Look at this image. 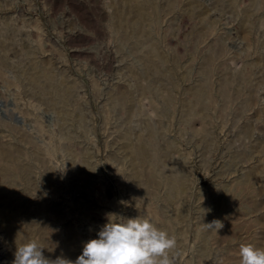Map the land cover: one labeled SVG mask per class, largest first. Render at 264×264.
I'll use <instances>...</instances> for the list:
<instances>
[{
	"label": "rangeland",
	"instance_id": "rangeland-1",
	"mask_svg": "<svg viewBox=\"0 0 264 264\" xmlns=\"http://www.w3.org/2000/svg\"><path fill=\"white\" fill-rule=\"evenodd\" d=\"M109 213L176 264L264 249V0H0V264L75 260Z\"/></svg>",
	"mask_w": 264,
	"mask_h": 264
},
{
	"label": "clouds",
	"instance_id": "clouds-1",
	"mask_svg": "<svg viewBox=\"0 0 264 264\" xmlns=\"http://www.w3.org/2000/svg\"><path fill=\"white\" fill-rule=\"evenodd\" d=\"M210 211V209H209ZM118 219H110V217ZM107 223L88 240L82 253L71 260L63 255L46 257L36 240L16 248L12 264H176L177 238L159 229L148 217L127 218L107 214ZM220 220L206 224L217 232L223 228ZM171 253V255H170ZM240 264H264V249L251 243L240 247Z\"/></svg>",
	"mask_w": 264,
	"mask_h": 264
},
{
	"label": "bare ground",
	"instance_id": "bare-ground-1",
	"mask_svg": "<svg viewBox=\"0 0 264 264\" xmlns=\"http://www.w3.org/2000/svg\"><path fill=\"white\" fill-rule=\"evenodd\" d=\"M142 2H143V1H142ZM143 5H144V4H143ZM149 5H150V4H149ZM143 8H144V7H143ZM145 9H146V8H145ZM150 11H151V10H150ZM151 12H152V11H151ZM140 13H142V12H140ZM137 14H138V13H137ZM154 14H155V13H154ZM145 15H146V13H145ZM139 16H140V14H139ZM150 16H151V15H150ZM152 16H153V15H152ZM143 17H144V16H143ZM145 18H146V17H144V19H145ZM140 20H142V18H141ZM145 20H146V19H145ZM151 20H152V19H151ZM138 21H139V20H138ZM138 21H137V22H138ZM139 22H140V21H139ZM139 22H138V23H139ZM142 22H143V21H142ZM135 23H136V22H135ZM139 24H140V23H139ZM135 25H136V24H135ZM135 25H134V26H135ZM141 25H142V24H141ZM138 26H139V25H138ZM140 27H141V26H140ZM141 28H142V27H141ZM132 30H133V29H132ZM140 31H141V29H140ZM141 32H142V31H141ZM127 35H128V34H127ZM125 37H127V36H125ZM128 38H129V37H128ZM7 110H8V109H7ZM10 111H12V110H10ZM11 113H12V112H11ZM11 113H10V114H11ZM13 115H14V114H13ZM13 115H11V116H13ZM24 163H25V162H24ZM21 164H22V163H21ZM25 165H26V164H25ZM27 166H28V165H27ZM27 166H26V167H27ZM22 167H23V166H22ZM11 168H12V167H11ZM19 168H20V167H19ZM28 168H29V167H28ZM29 169H30V168H29ZM22 170H23V168H22ZM22 170H21V171H22ZM4 172H8V170H7V171H4ZM19 173H20V172H19ZM3 174H4V173H3ZM17 176H18V174H17ZM2 177H3V176H2ZM3 178H4V177H3ZM5 178H6V176H5ZM16 178H17V177H16ZM18 178H19V176H18ZM4 181H5V180H4ZM14 189H15V187H14ZM13 192H14V191H13ZM28 197H29V196H28ZM32 200H33V199H32ZM31 202H32V201H31ZM7 203H8V202H7ZM12 203H13V202H12ZM10 208H11V207H10ZM9 210H10V209H9ZM43 211H44V210H43ZM15 215H16V214H15ZM14 217H15V216H14ZM16 218H17V217H16ZM18 219H21V218H18ZM22 219H23V218H22ZM15 221H16V220H15ZM20 221H21V220H20ZM30 222H31V221H30ZM17 224H18V223H17ZM38 224H39V223H38ZM42 225H43V224H42ZM17 226H18V225H16V227H17ZM19 226H20V225H19ZM33 226H34V225H33ZM22 227H23V226H22ZM36 227H37V226H36ZM44 227H45V226H44ZM29 228H30V226H29ZM20 229H21V228H20ZM22 229H23V228H22ZM36 229H37V228H36ZM12 230H13V227H12ZM44 230H45V229H44ZM27 231H28V230H27ZM41 231H42V230H41ZM47 231H48V230H47ZM44 232H45V231H44ZM5 233H6V232H5ZM10 233H11V232H10ZM10 233H9V234H10ZM14 233H15V232H14ZM14 233H13V234H14ZM24 233H25V232H24ZM26 234H27V233H26ZM42 235H43V234H42ZM22 236H23V235H22ZM26 236H27V235H26ZM15 237H16V236H15ZM19 238H20V237H19ZM24 238H25V237H24ZM28 238H29V237H28ZM20 239H21V238H20ZM7 240H8V239H7ZM3 241H4V240H3ZM17 241H18V240H17ZM17 241H16V242H17ZM27 241H28V240H27ZM25 242H26V240H25ZM21 243H22V242H21ZM11 244H12V243H11ZM18 245H19V244H18ZM21 245H22V244H20V246H21ZM43 246H44V245H43ZM45 246H46V245H45ZM45 246H44V247H45ZM44 250H45V249H44ZM46 254H47V253H46Z\"/></svg>",
	"mask_w": 264,
	"mask_h": 264
}]
</instances>
